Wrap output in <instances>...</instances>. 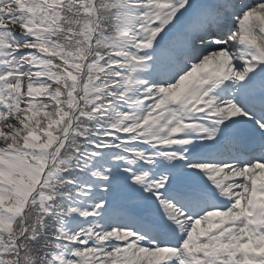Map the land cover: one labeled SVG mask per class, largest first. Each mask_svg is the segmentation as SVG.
Returning <instances> with one entry per match:
<instances>
[{
  "label": "snow or ice",
  "instance_id": "1",
  "mask_svg": "<svg viewBox=\"0 0 264 264\" xmlns=\"http://www.w3.org/2000/svg\"><path fill=\"white\" fill-rule=\"evenodd\" d=\"M0 264H264V0H0Z\"/></svg>",
  "mask_w": 264,
  "mask_h": 264
}]
</instances>
